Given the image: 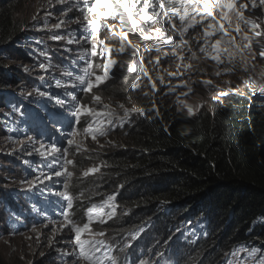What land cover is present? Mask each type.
<instances>
[{
  "label": "clouds",
  "instance_id": "1",
  "mask_svg": "<svg viewBox=\"0 0 264 264\" xmlns=\"http://www.w3.org/2000/svg\"><path fill=\"white\" fill-rule=\"evenodd\" d=\"M142 3L143 0H140L137 8ZM94 5L95 0H67L65 6L55 11V20L42 26L29 46H21L13 52L17 55L11 65L14 72L7 78L16 79V86L0 87V134L4 129L8 130L3 135L4 139L0 138L3 145L0 161L9 156L19 159L16 174L0 182V209L8 212L15 210L10 216L3 218L0 215V250H9L15 258L24 253L19 244L21 242L29 248L27 256L31 264L35 263L37 256L38 259L51 257L55 260L54 264H84L78 256L75 232L68 225V220L82 227L89 223L91 217L90 231L81 233V239H110L108 227L126 211L127 206L120 198L123 188H111L106 181L112 168L109 159L121 135L129 136V130L145 121L172 127L178 137L174 112L185 119L196 120L206 114L215 117L218 106L232 109L237 102L252 103L258 107L264 98V78L261 75L264 73V57L259 55L255 43L254 70L249 64L248 71H245L239 56L234 65L228 64L226 57H222L224 64L217 65L199 51L203 46L199 25L196 29H189L181 38L171 29L167 17L152 25L148 40L143 39L138 30L129 32L126 39L136 45V49L126 47L119 57L120 62L108 66V78L97 83L96 76L103 75L108 60L104 57L100 41L111 42L115 51L121 41L120 36L113 35L112 31L104 36L109 28L97 29L94 23H90L100 22L98 12L106 11L98 9L97 13H93L90 9ZM148 11H152L151 7ZM43 15H46L45 11L38 12L35 20ZM173 21L179 28V18L174 17ZM33 26L30 23L24 34L9 44L7 50L10 53V48L29 34L28 30ZM138 27L149 33L143 23ZM156 29H160L163 35L157 37ZM113 30L122 34L127 29L117 18ZM164 37H171L172 43H164ZM181 39L188 40V45L181 46ZM157 56L160 57L159 63ZM247 59L251 60V57ZM189 64L192 67L185 66ZM226 66L234 70L224 72ZM114 67L118 68L116 74L112 73ZM217 70L220 71L219 76L215 74ZM4 78L1 77L2 82L7 79ZM90 82L93 84L91 90L88 89ZM97 95L101 97L100 102L93 99ZM7 101L9 104L6 106ZM121 104L124 108L120 107ZM78 105L91 108L99 115L81 111ZM125 109L135 111L125 112ZM78 111L80 115L76 114ZM93 119L96 122L92 125ZM32 125L39 130L34 132ZM97 129H103L107 134L101 136ZM54 133H57L56 140L51 145H45L44 155L39 153L32 158L33 153L26 149L15 153L19 145H36L34 153L41 150L37 144L47 141V135ZM96 141L102 142V146L98 159L94 160L90 158L86 145ZM52 147L59 151L51 152ZM25 166L27 168L23 169ZM93 168L98 171H88ZM31 170H34L33 173H30ZM57 171L62 174L55 175ZM37 177L42 182H38ZM10 196L14 197L15 205L7 202ZM69 201L71 207H68ZM89 209L92 211L89 212ZM101 220L104 222L101 223ZM134 239L130 240V245L135 242ZM123 243L119 240L103 247L96 244L99 251H94V256L101 258L103 264H113V260L115 264H159L143 259L137 261V257L130 260L121 251L114 257L112 250ZM255 246L257 254L264 257V244L258 242ZM14 258L10 264H15ZM0 264H4L1 255Z\"/></svg>",
  "mask_w": 264,
  "mask_h": 264
},
{
  "label": "trees",
  "instance_id": "2",
  "mask_svg": "<svg viewBox=\"0 0 264 264\" xmlns=\"http://www.w3.org/2000/svg\"><path fill=\"white\" fill-rule=\"evenodd\" d=\"M66 3L0 0V87L16 86V79L7 78L14 72L13 52L29 46ZM41 11L46 15L29 20ZM30 23L29 34L10 53L9 44ZM174 114L178 137L172 127L143 121L116 140L106 181L111 188H123L120 198L127 206L108 227L110 239L98 238L103 241L98 245L123 240L112 250L115 257L120 251L128 255L138 243L132 257L159 264H264L255 246L264 244V98L258 107L244 102L232 109L218 106L215 117L191 120ZM18 167L15 156L0 161V182L12 178ZM8 199L15 205L13 196ZM13 213L0 209L3 218ZM19 244L24 253L14 258L15 264H31L29 248ZM54 263L37 256L34 264Z\"/></svg>",
  "mask_w": 264,
  "mask_h": 264
},
{
  "label": "snow or ice",
  "instance_id": "3",
  "mask_svg": "<svg viewBox=\"0 0 264 264\" xmlns=\"http://www.w3.org/2000/svg\"><path fill=\"white\" fill-rule=\"evenodd\" d=\"M60 2H63V0H60ZM138 3H140V0H123V2L121 0H95V5L90 9L93 13H97L98 9H106V11L100 10L98 12L101 18L100 22L92 21L90 23H94L97 29L109 28L113 35L120 36L121 43L117 49L120 53H123L128 46L136 49V45L126 39L129 32L138 30L142 38L148 40L151 38L152 25L167 17V23L171 25V29L177 32L181 38L189 32V29H196V26L199 25L200 28L198 30L201 31V39L203 40V46L199 48V51L205 53L217 65L224 64L222 57L227 58L228 64L234 65L236 57L239 56L240 62L244 64L245 71H248L249 64L254 70L256 67L252 63L256 57V51L253 49L254 43L256 49L259 50V55L264 57V27H261L264 24V0H151V4L149 0H143L141 6L137 8ZM150 7L152 9L151 12L148 11ZM246 13H251V15H246ZM134 16L135 19H133ZM253 16L256 19H253ZM174 17L179 18V28L173 21ZM108 18L114 20L118 18L121 26L127 30L123 31L122 34L115 32L113 26L107 23ZM141 23L148 27V34L145 33L143 27H138ZM55 27H60V25H55ZM155 33L157 37L163 35L160 29H156ZM56 38L59 39V37ZM163 42L171 44L172 38L164 37ZM100 44L105 45V41L101 40ZM180 44L181 46H186L188 45V40L181 39ZM173 47H176V45H173ZM103 50L108 53L112 51L107 45H105ZM189 51H191V48H189ZM93 55H95V45H93ZM164 55L167 56L168 53H164ZM193 56H195V53H193ZM247 57H251V60L247 59ZM180 59L183 60L184 57L181 56ZM159 60L160 57L157 56V63H159ZM114 64H116V61L109 57L103 75L96 76L97 83L108 78V66ZM185 66L192 67L190 64ZM233 70V67L227 66L223 69L224 72ZM215 74L219 76L220 71L217 70ZM261 75L264 78V73H261ZM204 83L209 84L211 81H204ZM92 86L93 84L90 82L88 89L91 90ZM153 87H155L154 84ZM93 99L96 102L101 101V97L98 95L94 96ZM104 107L107 108L108 106L104 105ZM120 107L124 108V105L121 104ZM78 108L81 111H87L90 115H99L98 112L93 111L91 108H86L84 105H78ZM127 111H135V109H125V112ZM189 111L191 112V109ZM76 114L80 115L81 113L78 111ZM108 115L110 116L111 113H108ZM97 131L101 136L107 134L103 129H97ZM92 138L95 139V135ZM56 151H59V149L52 147L51 152L54 153ZM44 154L41 153V155ZM67 163L73 162L67 161ZM88 171L95 172L98 169L93 168ZM61 174L60 171L55 173L57 176ZM67 174L72 175V173ZM36 180L42 182L40 177H37ZM109 199H112V197H109ZM68 207H71L70 201ZM91 211L92 209H89V212ZM65 219L68 220L67 216ZM90 222L91 217L89 218V223L84 224L82 227L77 226L71 220H68V225L75 232L76 247H78L80 260L84 264H103L101 258L94 256V251H99V248H96V244L102 245L103 241L81 239V233L90 231ZM100 222L103 223L104 221L101 220ZM98 235H104V233H99ZM107 258L112 259L111 257ZM113 264H115L114 260Z\"/></svg>",
  "mask_w": 264,
  "mask_h": 264
},
{
  "label": "rangeland",
  "instance_id": "4",
  "mask_svg": "<svg viewBox=\"0 0 264 264\" xmlns=\"http://www.w3.org/2000/svg\"><path fill=\"white\" fill-rule=\"evenodd\" d=\"M33 15L35 16V14H33ZM33 15H32V17H34ZM107 23L109 25L114 26L115 20L112 19V18H108L107 19ZM116 29H117V27H116ZM105 45L110 47L112 49V51H111V53H108V52L104 51V57L108 58V59L110 57L111 59L115 60L116 64H114V65H117L120 62L119 57L121 56V53L117 52V51H115L113 49L111 42H107V43H105ZM105 45H103V49H104ZM117 69L118 68L114 67L112 73L116 74L117 73ZM94 121L95 120L93 119L92 120V125H93ZM0 146H2V148H3L2 144H0ZM101 146H102V142H98V141L92 142V143H90V142L87 143L86 149H87V152H89V156H90L91 159H94V160L98 159ZM16 150H17V148H15V151ZM72 249H74V247H72ZM0 255H1L2 259H3V263L4 264H10L12 262L13 258H14V255H10V251L9 250H0ZM76 264H78V263H76ZM188 264H196V263L195 262H189Z\"/></svg>",
  "mask_w": 264,
  "mask_h": 264
},
{
  "label": "bare ground",
  "instance_id": "5",
  "mask_svg": "<svg viewBox=\"0 0 264 264\" xmlns=\"http://www.w3.org/2000/svg\"><path fill=\"white\" fill-rule=\"evenodd\" d=\"M31 16H32V13H31ZM35 18H36V15L34 16ZM34 17H32V19H34ZM10 56V55H9ZM13 56V55H12ZM11 65V64H10ZM10 65H8V66H10ZM72 81V80H71ZM3 90H5V89H3ZM9 103V101H7L6 102V106H7V104ZM32 130H34V132H37L38 130H39V128H36V127H34L33 125H32ZM7 132H8V130L7 129H4V131L2 132V134H0V138H1V140H3L4 139V136L3 135H6L7 134ZM56 137H57V133H54V134H50V135H47V137L46 138H48V140L47 141H43V142H41L40 144H37V145H40L41 146V150H38L37 152H35L34 153V150H35V148H36V145H29V146H24V145H19L18 147H16L17 148V150L15 151V153H17V152H20V151H22L23 149H26L27 150V152H29V153H33V155H31V157L32 158H35V155H38L39 153H42L44 150H45V145H51V144H53V142L56 140ZM32 138H36V137H32ZM43 138H45V137H43ZM43 146V147H42ZM0 149H2V146H0ZM25 168H27V166H25V167H23V169H25ZM33 171L34 170H31L30 171V173H33ZM116 188V187H115ZM14 222L16 223V224H18L19 222L18 221H15L14 220ZM138 245V243L128 252V255H129V259L131 260H133V258H132V251L135 249V247ZM135 255H138V252H137V254H135ZM137 261H139V258H138V260Z\"/></svg>",
  "mask_w": 264,
  "mask_h": 264
}]
</instances>
